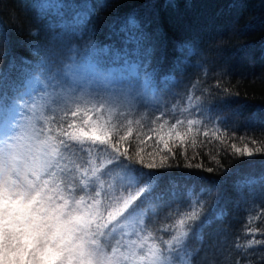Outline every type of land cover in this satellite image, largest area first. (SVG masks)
<instances>
[{
  "label": "trees",
  "instance_id": "16d2710c",
  "mask_svg": "<svg viewBox=\"0 0 264 264\" xmlns=\"http://www.w3.org/2000/svg\"><path fill=\"white\" fill-rule=\"evenodd\" d=\"M54 96L35 143L53 183L96 209L107 254L264 264V0H0V121Z\"/></svg>",
  "mask_w": 264,
  "mask_h": 264
},
{
  "label": "clouds",
  "instance_id": "9594fccd",
  "mask_svg": "<svg viewBox=\"0 0 264 264\" xmlns=\"http://www.w3.org/2000/svg\"><path fill=\"white\" fill-rule=\"evenodd\" d=\"M24 138L0 147V264H114L97 250L79 206L58 204ZM142 190L119 198L122 216Z\"/></svg>",
  "mask_w": 264,
  "mask_h": 264
},
{
  "label": "rangeland",
  "instance_id": "374dc122",
  "mask_svg": "<svg viewBox=\"0 0 264 264\" xmlns=\"http://www.w3.org/2000/svg\"><path fill=\"white\" fill-rule=\"evenodd\" d=\"M35 85L36 82L34 80H29L27 90L29 88H34ZM53 98H55V96L31 97L28 100L27 105H10L9 111H7V114L0 123V147H3L6 141L11 143L17 138H24L33 150L35 156L34 163L42 169V182H46L50 187L52 198L57 201L58 204L67 202L72 208L79 206L81 218L92 222L96 219L97 215L95 214L96 209L94 206L90 204V201L83 200L82 197H74L64 194L59 187L53 183L50 176L51 172H46V170H44L47 165V157L50 153L51 147L46 143L38 145L34 140L35 131L46 121L45 109L48 108L47 112H49L50 115L54 113L52 108L53 104L56 103ZM88 225H91V223ZM92 241L96 244L98 251L102 252L106 257L112 258L114 264H165L163 261L155 257L143 260L131 259L122 253L107 254L98 243L94 240Z\"/></svg>",
  "mask_w": 264,
  "mask_h": 264
},
{
  "label": "snow or ice",
  "instance_id": "6c2138e0",
  "mask_svg": "<svg viewBox=\"0 0 264 264\" xmlns=\"http://www.w3.org/2000/svg\"><path fill=\"white\" fill-rule=\"evenodd\" d=\"M137 39L138 38L134 37V36L129 37L130 41H136ZM80 127L83 130L81 135H80V139L91 141L92 142L91 149H94L95 153L105 152L108 150L109 145H108L106 139L90 133L87 129H83V125H80ZM97 140H99V142H100L98 146L95 143ZM259 150L260 149H257V151H259ZM113 151L115 153H118V155L114 157L115 159H119V157H121V156H127V152H121L118 147L114 148ZM237 151H240V150L237 149ZM243 152L248 156H251L253 154L252 150L247 148V147H245L243 149ZM147 166L149 168L156 167V165H154V164H148ZM208 170L211 171V169H208ZM124 186L133 187V188H140V187H137L136 185H133V184H126ZM142 195H140L138 200H140ZM136 208H137V204L132 209H130L129 213H127L126 215H132L134 212H137ZM198 215L199 214L197 212L193 211V212L187 214L184 219H181L179 221L178 231H177V234L174 238L175 242L177 244H180L182 242L183 238L187 235V231L190 230V228H191L192 221H195L196 219H198Z\"/></svg>",
  "mask_w": 264,
  "mask_h": 264
}]
</instances>
